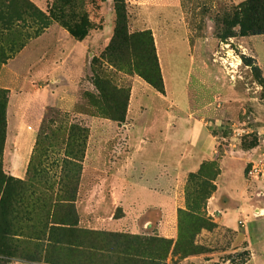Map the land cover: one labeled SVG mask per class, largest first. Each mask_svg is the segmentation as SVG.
I'll return each mask as SVG.
<instances>
[{
  "label": "rangeland",
  "instance_id": "374dc122",
  "mask_svg": "<svg viewBox=\"0 0 264 264\" xmlns=\"http://www.w3.org/2000/svg\"><path fill=\"white\" fill-rule=\"evenodd\" d=\"M246 2L126 0L127 29L136 36L131 47H126L120 37L111 43L116 19L112 0H0V170L4 175L10 176V158L5 156L10 130L22 122L36 135L26 177L10 176L22 181L13 183L10 203L23 196V188L41 190L44 205L29 216L26 232L38 221L47 225L46 216L52 214V220L73 223L71 239L94 243V232H103L105 245L112 250L104 252L101 260L93 251H72L62 244L49 251L53 261L244 264L247 250L235 251L232 236L217 228L216 214L208 204L214 190L193 188L189 174L182 186L180 234L170 246L156 234L113 232L97 221L92 225L102 229L82 228L74 200L82 181H90L86 169L113 175L126 167L128 118L136 124L133 132L145 140L143 153L149 160L157 143L148 138L155 134L157 140L169 128L172 139L182 136L189 116L203 118L218 137L220 153L256 149V156L245 165L244 180L250 198L264 199V176L255 179L248 173L251 161L264 155V84L255 80L244 63L251 57L264 80V33L251 34L239 26ZM37 11L48 18L46 27ZM26 55L32 61H45L39 62L42 69L46 67L45 76H30L27 59H23ZM66 56L72 73L68 106L59 104L60 84L53 71ZM157 76H161L163 91L145 80L156 81ZM145 122L155 127L146 131ZM211 162L219 173L217 161ZM214 165L206 168L214 170ZM187 188L194 196L202 190L198 211L186 209ZM87 192L84 188V196ZM103 210L99 209L100 214ZM250 213L247 210L242 219L247 220ZM116 214H121L119 208ZM12 226L19 230L22 224L12 221ZM118 248L124 254L115 252ZM0 264H10V251L0 253Z\"/></svg>",
  "mask_w": 264,
  "mask_h": 264
},
{
  "label": "crops",
  "instance_id": "0c3cea01",
  "mask_svg": "<svg viewBox=\"0 0 264 264\" xmlns=\"http://www.w3.org/2000/svg\"><path fill=\"white\" fill-rule=\"evenodd\" d=\"M27 48L25 46L21 52L24 53ZM23 59L30 62L25 63L30 76L46 75V67L42 69L39 63L44 64L45 61L29 60L27 55ZM66 59L67 56L58 60L53 71L56 73L54 78L58 79L60 84V90L57 93L60 94L59 104L68 106L71 100L67 85L72 73L67 67ZM130 107L133 112L135 108L133 102ZM189 117L193 120L190 121L189 118L188 122L185 121L186 129L182 136H177L178 139H172L170 136L171 128L167 129L168 134H164L157 140H155V134L148 138L149 141L153 140L157 143L153 158L149 160L145 159L143 153L145 140L140 138L138 133H134L136 124L134 120L128 118L125 124L128 133L126 169L124 167L118 169L113 175L104 170L98 172L99 169H86L85 175L90 178V181H82L76 201L74 200L80 226L90 229L103 228L113 232L124 230L132 233L156 234L174 239L177 236L178 209L183 205L182 186L187 175L196 172L204 162L215 160L220 171L214 180L215 190L208 204L216 214L217 228L220 232L232 236L235 251L247 250L248 258L244 264H264V199L250 198V191L244 180L245 165L256 156V149L241 150L239 153L225 150L224 153H220L218 137L203 118ZM172 123L171 126L175 128L176 125ZM16 124V127L10 130V136L7 134L5 156L7 159L10 158L8 174L24 179L36 135L31 129L27 127L25 129L24 123ZM152 126L155 127L151 122L143 123V129L146 131ZM9 138L10 147H8ZM159 140H162V143ZM166 143L170 144L167 145V149ZM7 151H10V155ZM175 151L176 157H174ZM100 174H102L101 179H99ZM84 188L88 191L86 196L83 194ZM105 190L109 193H104ZM21 193L23 195L21 199L10 203V208L12 207L10 209V264H58L52 260L49 252L58 245L50 244L46 231L50 225L55 224L51 221L59 220H52L53 215L48 214L47 227L44 225L45 222L38 221L41 223L40 227L37 226L38 222L34 223L31 232H26L29 228V216L43 207L44 202L41 198V190L26 187ZM101 207L104 208L102 214L99 212ZM118 208L121 211L119 215L116 214ZM247 210H251V217L244 220L242 217ZM12 221L17 226L22 224V227L18 228L19 230L15 229ZM96 221L102 224V228L97 227L95 223L92 225V222ZM239 223H241L240 226ZM64 225L66 224L61 226ZM26 248L30 251L26 252Z\"/></svg>",
  "mask_w": 264,
  "mask_h": 264
},
{
  "label": "trees",
  "instance_id": "16d2710c",
  "mask_svg": "<svg viewBox=\"0 0 264 264\" xmlns=\"http://www.w3.org/2000/svg\"><path fill=\"white\" fill-rule=\"evenodd\" d=\"M114 4V11L116 15L115 26L113 31V37L111 43H114L117 37H120L124 41V45L126 47H131V43L135 39V33H129L126 25V21L128 18L127 10H126V0H112ZM12 10H14L12 8ZM42 17V23H44V27L48 24V18L40 11H37ZM239 26L243 29L245 28L247 32L251 34H259L264 33V0H248L243 6L241 11V19L239 22ZM244 63L250 67L253 77L258 81L261 85L264 84L263 77L261 76L260 69L258 65L255 64L251 57H246L244 59ZM157 91H163V82L161 76H157L156 81L148 80L145 78ZM214 165V162L208 163L204 162L200 168L196 172L189 173V184L193 188L202 189L204 186L211 187L212 190H215L214 180L216 179L218 172L216 166L214 170L207 169V165ZM17 180V181H16ZM14 179L13 177L6 176L0 170V253L7 255L10 251V218H7V215L10 212V194L13 192L14 186L13 183H22V181L18 179ZM195 191V190H194ZM202 190H198L197 195L194 196L193 192H189L188 188L186 189V197L188 198L186 209L188 211H198V196H202ZM19 194V193H17ZM16 194V196H17ZM191 197L195 199V201L191 200ZM196 197V198H195ZM204 197V196H202ZM209 197V195L207 196ZM206 197V198H207ZM21 199L19 197L17 201ZM16 200V199H15ZM70 200V199H67ZM183 212L182 209H178V219H177V236L179 237L180 228H179V217ZM49 222V220H47ZM55 224H59L60 226H56L55 224L50 225L47 229V240L50 244L54 245H62L65 244L69 247L70 250H88L92 251L99 257V259H105L104 252H112L109 250L103 239V232H94L95 237L97 238L94 243H84L82 241H76L71 239V235L69 232H74L75 228L72 225L73 223H69L64 219H59V221H51ZM62 224H66L64 227ZM48 226V223L46 227ZM160 239L165 243V245L170 246L173 239L160 237ZM177 239V238H176ZM114 251V250H113ZM117 253L124 254V252L118 248L115 250ZM114 252V253H115ZM87 255H84L86 259Z\"/></svg>",
  "mask_w": 264,
  "mask_h": 264
},
{
  "label": "built area",
  "instance_id": "2783aa9c",
  "mask_svg": "<svg viewBox=\"0 0 264 264\" xmlns=\"http://www.w3.org/2000/svg\"><path fill=\"white\" fill-rule=\"evenodd\" d=\"M248 173L255 179L264 176V155H261L257 159L251 161Z\"/></svg>",
  "mask_w": 264,
  "mask_h": 264
}]
</instances>
